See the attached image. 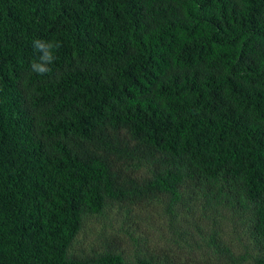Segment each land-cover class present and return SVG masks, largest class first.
Masks as SVG:
<instances>
[{
	"label": "trees",
	"instance_id": "obj_1",
	"mask_svg": "<svg viewBox=\"0 0 264 264\" xmlns=\"http://www.w3.org/2000/svg\"><path fill=\"white\" fill-rule=\"evenodd\" d=\"M162 200L245 217L254 254L210 245L264 264V0H0V264H131L77 238Z\"/></svg>",
	"mask_w": 264,
	"mask_h": 264
},
{
	"label": "rangeland",
	"instance_id": "obj_2",
	"mask_svg": "<svg viewBox=\"0 0 264 264\" xmlns=\"http://www.w3.org/2000/svg\"><path fill=\"white\" fill-rule=\"evenodd\" d=\"M207 212L186 202L171 214L164 200L129 210L113 206L103 215L87 218L75 250L89 252L110 243L131 264L149 256L155 264H227L210 245L209 238L215 233L234 257L254 254L255 243L245 217L227 209Z\"/></svg>",
	"mask_w": 264,
	"mask_h": 264
},
{
	"label": "clouds",
	"instance_id": "obj_3",
	"mask_svg": "<svg viewBox=\"0 0 264 264\" xmlns=\"http://www.w3.org/2000/svg\"><path fill=\"white\" fill-rule=\"evenodd\" d=\"M33 48L40 53L38 60L30 64V70L37 76L50 75L52 64L55 61L54 50L60 47L59 42H47L35 39L32 42Z\"/></svg>",
	"mask_w": 264,
	"mask_h": 264
}]
</instances>
